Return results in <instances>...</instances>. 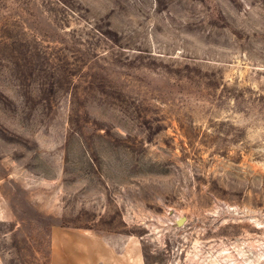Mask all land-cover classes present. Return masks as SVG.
I'll return each mask as SVG.
<instances>
[{"label":"rangeland","instance_id":"1","mask_svg":"<svg viewBox=\"0 0 264 264\" xmlns=\"http://www.w3.org/2000/svg\"><path fill=\"white\" fill-rule=\"evenodd\" d=\"M55 229L264 264V0H0V264Z\"/></svg>","mask_w":264,"mask_h":264},{"label":"crops","instance_id":"2","mask_svg":"<svg viewBox=\"0 0 264 264\" xmlns=\"http://www.w3.org/2000/svg\"><path fill=\"white\" fill-rule=\"evenodd\" d=\"M52 241L55 264H124V247L88 230L55 229Z\"/></svg>","mask_w":264,"mask_h":264}]
</instances>
